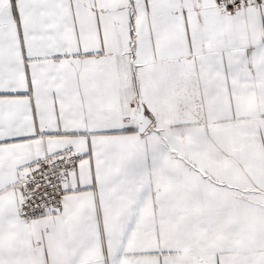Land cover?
Returning a JSON list of instances; mask_svg holds the SVG:
<instances>
[{
	"label": "snow or ice",
	"instance_id": "snow-or-ice-1",
	"mask_svg": "<svg viewBox=\"0 0 264 264\" xmlns=\"http://www.w3.org/2000/svg\"><path fill=\"white\" fill-rule=\"evenodd\" d=\"M0 264H264V0H0Z\"/></svg>",
	"mask_w": 264,
	"mask_h": 264
}]
</instances>
